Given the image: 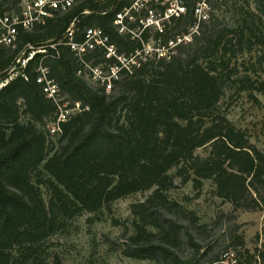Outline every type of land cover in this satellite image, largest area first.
<instances>
[{"label":"trees","instance_id":"obj_1","mask_svg":"<svg viewBox=\"0 0 264 264\" xmlns=\"http://www.w3.org/2000/svg\"><path fill=\"white\" fill-rule=\"evenodd\" d=\"M182 1L185 13L166 21L163 32L152 35L154 44L160 40L166 46L196 24L198 0ZM21 2L0 0V15L18 12ZM132 2L83 0L30 31L20 29L15 43L0 49V79L11 68L17 71L0 90V264H62L47 244L68 222L84 213L100 215L115 202L146 192L151 193L130 208L132 233L122 243V255L191 264L201 247L180 222L186 211L168 196L176 178L190 182L197 193L212 182L215 196L234 211H264V154L221 109L231 86L252 101L264 96V0H254L257 13L242 16L237 27L201 23L174 54L144 57L110 92L78 75L83 68L69 48L37 52L59 42L74 23L77 40L85 29L100 28L119 53L132 55L142 43L119 35L114 26L116 14ZM143 36L148 42L150 35ZM33 52L19 67L17 60ZM244 55L251 58L239 73L238 58ZM84 60L93 66L115 63L99 51ZM39 66L49 69L69 109L79 105L54 138L45 126L57 108L36 83ZM41 187L49 193L47 201ZM189 215L195 226L194 214ZM183 240L194 252L188 260L176 251ZM255 252L238 254L248 264L264 260V250Z\"/></svg>","mask_w":264,"mask_h":264},{"label":"rangeland","instance_id":"obj_2","mask_svg":"<svg viewBox=\"0 0 264 264\" xmlns=\"http://www.w3.org/2000/svg\"><path fill=\"white\" fill-rule=\"evenodd\" d=\"M207 3L208 19L204 22L206 26L217 22L219 26L237 27L242 16L257 13L254 0H209ZM149 35L150 43L153 44V32ZM250 58V55L238 58L239 73L243 72L242 62H248ZM67 98H63V104L68 108L70 103ZM256 98L257 100L252 101L246 93L237 94L231 86L222 98L221 109L227 119L237 129L244 131L249 142L264 154V96L257 95ZM49 124L50 122L46 124V130ZM174 172L173 169L169 173ZM175 184L176 187L168 192V196L186 211L187 215L180 222L189 227L201 247L193 259V250L183 240L176 250L183 260L192 258L191 264H210L211 259L219 257L225 251L236 254L239 252L245 256L246 251L255 255L256 249L264 250V211H234L230 204L215 196V186L210 181L204 182L199 193L193 190L190 182L182 184L176 178ZM41 191L47 201V189L41 187ZM150 193H138L117 201L109 211L97 216L84 213L76 217L68 222L64 231L52 237L47 244L49 252L59 256L62 264H159L127 258L121 253L124 239L132 233L133 216L130 208L133 204L143 202ZM189 213L195 216V226L191 224L192 217ZM239 241L242 245L236 244ZM251 264H264V260L259 258Z\"/></svg>","mask_w":264,"mask_h":264},{"label":"built area","instance_id":"obj_3","mask_svg":"<svg viewBox=\"0 0 264 264\" xmlns=\"http://www.w3.org/2000/svg\"><path fill=\"white\" fill-rule=\"evenodd\" d=\"M83 0H22L19 10L16 13L0 15V49L12 46L17 38L20 29L25 31L32 30L36 25L41 24L45 19L53 17L55 14H64L72 9L77 3ZM97 4H102L106 0H90ZM163 4V5H162ZM207 0H198L194 14L197 20L190 32L175 41H170L166 46L151 44L150 39L144 42V34L151 32L162 33L164 23L171 17H177L185 13V5L182 0H133L131 6L118 12L114 19V26L119 35H127L132 40L142 43L141 49L126 56L119 53L118 49L110 41L109 36L100 28H87L82 32L79 40L75 38L74 23L65 32L62 39L57 43H48L45 47L38 50V53L45 54L47 50L57 53L58 46H65L75 54L81 63L82 70L78 75L84 74L92 83L104 88L106 92L113 89L114 83L121 79L122 75H133L139 67L144 57L156 54L160 57H167L175 53L177 45L183 42H190L192 35L198 32L199 25L208 19ZM155 6V9L153 8ZM159 6L163 7L161 11ZM144 12L145 16L140 14ZM86 14L88 12H85ZM99 51L105 54L107 59L115 61L108 66H93L84 60L86 54ZM36 52L31 53L26 59L17 60L19 67L24 68L26 63L31 60ZM54 54V53H53ZM17 71L11 68L7 77L0 79V90L4 88L14 77ZM27 80V78L25 79ZM36 83L41 87L45 97L53 102L57 108V113L52 122L48 125V133L51 137L61 134V125L65 123L74 111L79 109L67 108L63 104V98L59 94L58 86L50 77L47 67L39 66L37 69ZM210 264H248L240 259L237 252L225 251L216 261Z\"/></svg>","mask_w":264,"mask_h":264}]
</instances>
